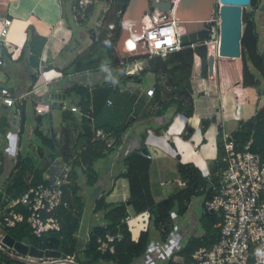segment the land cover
<instances>
[{
	"label": "crops",
	"instance_id": "crops-1",
	"mask_svg": "<svg viewBox=\"0 0 264 264\" xmlns=\"http://www.w3.org/2000/svg\"><path fill=\"white\" fill-rule=\"evenodd\" d=\"M66 1L0 0V26L4 16L11 18L7 34L0 37V54L4 58L0 65V83L7 85L11 92L24 95L25 112L27 113L24 128H27L28 131V137H23L22 145L18 140L20 133L23 136L24 129L18 133L19 130L17 131L15 127L17 135L14 138V147L18 145V153L15 156H13L14 150L5 149L1 140L3 134L0 133V151L4 153L5 167L0 177V185H3L8 176V170L13 165L11 164L12 160L17 159L22 149L27 151V143H34L30 135L35 126V113L32 106L29 105V94L39 95L47 92L49 102L51 93H57L58 96L53 97L52 102L60 101L62 105L49 103L50 106L44 108L43 112L39 114L42 117L46 113H51L49 108L60 111L61 120L56 126L59 128L61 123L67 125L73 138L94 129V124L97 122L106 121L113 125H119L128 121L120 143L111 152L94 160L93 167L97 173L95 181L87 183L85 174L77 170L75 179L78 183L77 186L73 182V186L66 187L73 200H71V209L77 215L78 227L75 232L79 240L77 243L82 246L86 242L88 232L93 226L103 225L104 222L107 224L104 214L106 209L119 202H126L125 213L129 217L125 223L130 230L131 238L136 239L140 230L149 228L147 243H152L155 238H161L162 232L149 219L150 211L136 212L133 205L127 202L130 187L123 162L125 155L132 150L149 159L147 169L149 190L156 201L183 185L178 182L181 178L177 170L178 162H191L199 169L204 178L207 175L214 178L215 170H212V164L219 154L223 131L232 132L237 127L239 120L248 118L258 107L264 105V94L260 95L257 102L235 101L230 88L223 91L217 89L214 63L207 66L206 76L200 75V57L194 54L190 78L192 113L187 116L182 112H172V109H165L163 113L156 112L157 105L154 103L150 106L151 96L145 93L147 87L153 86V80H156L155 75L152 83L140 87L136 82L132 83L131 74L124 75L123 66L120 63L121 60L131 55V52L125 49L121 55L117 54V51L112 55L99 44L90 45L97 40V36L103 28L102 16L109 5L107 4L109 0H102L105 5L96 20V27H85L84 30L80 29L77 32L73 31L67 15L76 23H81L86 19L95 0L84 3L86 5L83 10L84 15L79 19L73 17V5L76 0H68L69 6H66ZM259 4L260 6H258ZM253 8L258 10L256 15L258 13V22L262 30L260 32L256 29L257 22L253 19L257 33V48L264 52V0H259ZM118 14L116 12V15ZM120 23L123 27L122 20ZM29 40L42 41L36 64L30 58L31 50L27 44ZM25 54L27 55L26 61L30 64L28 67H24L26 63L22 62ZM215 56L213 55L214 58ZM105 57L108 60H105ZM7 61H11L13 64L8 67L6 66ZM14 63L18 65H14ZM38 65H40L41 74L36 71ZM136 80H140V78L138 77ZM78 87L79 89H76ZM100 87H110L111 92L109 90L110 93L104 95L105 90L100 91ZM68 88L70 90L64 93L63 90ZM61 94H64L63 99ZM93 96L98 100L96 107L92 99ZM108 98L111 100L110 104H106ZM84 100H86V104ZM71 104L76 105L79 110H87L89 107L92 115L91 120L87 118L90 116L89 114L84 117L79 110H69L67 106L69 107ZM63 108L68 114L65 121L61 116ZM236 108L239 114L237 118L234 117ZM0 109L11 113L9 119L12 122L16 112L14 107L0 103ZM105 111H108L109 114H100ZM0 112L2 111L0 110ZM95 112L97 113L95 114ZM134 122L142 124L143 129L134 130L132 128ZM165 123L166 126H164ZM10 125L14 126L12 123ZM38 128L40 130L48 128V133L54 130L52 124L44 127L42 119ZM42 132L44 131L42 130ZM145 153L149 156L144 155ZM56 159L60 161V166L69 164L62 157ZM97 162L101 165L100 169L95 167ZM43 176L49 177L45 171ZM100 198L102 200L98 201ZM206 199V194L193 195L181 216L171 214L175 220L172 228L174 232L171 229L166 235L168 237L169 234L168 239L172 237L171 242L183 243L192 231H201L198 215L204 213L203 206ZM91 221H93L92 224ZM31 243L35 247H40ZM79 256L82 258L83 254ZM149 257L151 255H146L144 252L140 260ZM81 258L80 260H82ZM160 258H157L156 261ZM105 262L110 263L108 260Z\"/></svg>",
	"mask_w": 264,
	"mask_h": 264
},
{
	"label": "trees",
	"instance_id": "trees-1",
	"mask_svg": "<svg viewBox=\"0 0 264 264\" xmlns=\"http://www.w3.org/2000/svg\"><path fill=\"white\" fill-rule=\"evenodd\" d=\"M259 0H250L251 7H255ZM128 0H109V5L102 16L103 28L100 30L97 40L90 45L99 44L105 47L112 55L116 53V41L121 31V13L125 9ZM217 3L214 0L213 7ZM120 10L119 14L116 12ZM215 16H218L215 13ZM112 22L113 28L108 29L106 24ZM241 36H240V56L239 57H224L216 56L214 58L216 85L219 91L231 89L233 97L237 102H257L261 94H264V52L257 48V33L254 28V20L250 17V12L241 8ZM218 29V24L216 23ZM111 30V34L107 35V31ZM31 50L30 58L36 64L38 55L40 54L42 41H27ZM207 49L204 43L194 46H184L178 50L167 52L165 55H150L146 57V63L142 70H150L155 75L153 84V95L150 97V106L154 103L157 105L155 111L163 113L166 109H172V112H182L185 115H190L193 111L191 98V65L193 55L197 54L200 57V75H207ZM145 57V56H144ZM140 72V71H139ZM38 73V72H37ZM137 74V73H136ZM136 74H131V77L137 78ZM128 75V74H124ZM76 89H79L76 88ZM105 90L104 95L111 92L110 87H100ZM70 89H64L67 93ZM71 90H73L71 88ZM110 90V92H108ZM115 90V89H114ZM48 93L44 92L39 95L29 94V105L34 109L35 126L31 131L30 136H35L34 146L36 153H31L29 150L22 149L14 161L13 165L8 170V176L3 182L2 188L5 194L13 197L24 191L28 185H34L44 180L43 172L57 157H62L70 165V175L73 182L76 184L77 170L85 174L86 182L92 183L97 177V173L93 167L95 159L111 152L115 146L120 143L125 127L128 123L113 125L110 123L101 122L95 123L94 127L100 126L105 131H110L114 136L113 144H108L104 139H91L92 130L84 134H78L74 138L71 136L68 126L61 123L58 133L55 131L50 133L42 132L38 128L41 121L39 113L35 112L36 106L48 108L50 106ZM64 96V94H63ZM95 107L98 104L97 97L93 96ZM85 104H86V100ZM25 99L19 105L18 118V133L23 130L24 120L27 117L25 112ZM101 104V102H99ZM93 105V107H94ZM68 108V106H67ZM61 112L62 120L68 117L65 108ZM95 109V108H94ZM70 110V109H69ZM80 113L82 116H88L84 111ZM42 113V112H41ZM97 112H95L96 114ZM100 114H109L108 111ZM91 120V116L87 117ZM87 119V120H88ZM109 120V118H107ZM9 116L0 112V133L4 134L7 127L10 125ZM101 124V125H99ZM166 126V123L164 124ZM21 134V133H20ZM232 134L238 140H244L249 136L252 137L250 149L259 152L264 156V105L258 107L248 118L239 120L237 127L232 131ZM72 138V139H71ZM23 136H19L21 142ZM218 142L220 143L219 139ZM220 146V145H219ZM33 148V144H30ZM0 154H2L0 152ZM4 159V158H3ZM125 164V174L129 181L130 194L127 202H130L137 211L148 210L154 215L153 224L161 223L163 230L160 241H165L168 231L173 228L175 220L171 214L182 215L190 201L191 196L198 194H206L209 190L201 188L204 184V177L199 169L191 162H178L177 170L184 185L176 189L171 194L166 195L162 199L156 201L153 199L149 190L148 180V165L149 159L138 153L137 151H129L123 158ZM220 164L215 160L212 164V170H216ZM4 163L1 164L0 173L2 172ZM28 177V178H27ZM215 179V178H214ZM77 186V185H76ZM70 193L66 188H63V200L68 202V205L60 204L55 209V212L60 218V228L58 230L44 231L41 236H34L27 228L25 216L26 209L19 203L15 206L16 209L22 210L24 219L14 227H7L9 233L14 237L21 239L27 237L29 241L42 247H52L59 250L63 255H74L80 260L79 252H82V260H87L88 264H96L100 259L108 260L113 264H159L156 257H151L140 262L141 256L147 252L149 244L148 232L149 229L140 230L136 239H132L130 230L121 218L125 216V203L108 205L105 211L107 219L106 226L95 225L88 232L87 240L82 246H77L78 237L75 235L78 227L77 215L71 209ZM102 199H98V201ZM207 200V199H206ZM73 201V200H72ZM206 202V201H205ZM198 221L201 231H192L186 239L181 242L177 248L171 251L170 255L165 258L163 264H188L190 260V252L199 245H211L216 238L217 229L213 227L215 219L208 217L205 213L198 215ZM106 229L114 231L120 229L122 238L114 242L113 253H100L96 249L95 236L102 233ZM7 264H13L8 257ZM21 264V263H19Z\"/></svg>",
	"mask_w": 264,
	"mask_h": 264
},
{
	"label": "built area",
	"instance_id": "built-area-1",
	"mask_svg": "<svg viewBox=\"0 0 264 264\" xmlns=\"http://www.w3.org/2000/svg\"><path fill=\"white\" fill-rule=\"evenodd\" d=\"M87 2L89 0H76L73 5L75 19L83 17V10ZM174 9L175 2L172 1L171 7L167 10H160L154 6L150 8V11L142 14L138 22L141 25L140 33L132 38L133 45H129L130 37H126V48L128 49L129 46L132 52L126 59L120 61L124 74L138 73L145 64L147 56H163L169 51L178 50L184 46L207 44L206 37H197L195 40L187 42L180 40L179 37L185 33V30L178 27ZM119 12L120 10L117 11V13ZM213 14L212 9L209 19L203 21L205 27V22L215 21ZM1 22L0 37H3L7 34L11 18L4 16ZM217 22H219V18ZM217 24L219 26V23ZM106 27L112 29L113 23H107ZM217 30L219 31V29ZM110 34L111 30L107 31V35ZM208 34H212L209 28ZM138 41L142 43L140 50L136 49ZM3 60L4 58L0 54V65ZM129 65L132 67L129 68ZM36 71L41 74L40 65L37 66ZM45 82L47 81L45 80ZM145 93L152 96L153 86L147 87ZM52 98L50 100H53ZM23 99L24 95L11 92L7 85L0 83V103L11 105L16 110L10 123L16 127L17 131L19 129L17 121L19 105ZM110 103L111 100L106 99V104ZM68 108L71 111L79 110L74 104L69 105ZM43 110L40 106L35 107L36 113H41ZM79 112L83 113L82 110ZM84 112L92 117L89 107ZM238 116L236 108L234 117ZM91 139H104L107 145L114 142L113 134L101 127L93 129ZM251 143V136L240 141L231 131H223L219 154L216 158L220 167L214 172L215 179L207 175L201 186V188L209 190L203 212L208 217L215 219L213 227L217 229L216 238L209 246L199 245L194 248L190 252L191 262L188 264H264V156L251 150ZM17 153L18 145H15L13 156ZM3 154H0V169L4 160ZM144 155L149 156L147 153ZM69 171V164H63L52 177L43 176L44 180L34 185H28L24 191L13 197L6 195L0 185V254L8 257L13 264H87L84 260L76 259L74 255H63L59 250L56 253L57 250L52 247H35L28 240L25 241L28 239L27 237L18 239L5 230L7 227H14L24 219L22 210L15 208L18 203L26 209V225L34 236L39 237L44 231L58 230L60 218L55 209L60 204L68 205V202L63 200V188L69 187L72 183ZM1 175L2 172L0 177ZM178 182L183 185L185 183L181 178ZM191 199L192 196L190 201ZM148 215L149 219L153 221L154 215L152 213ZM128 217L129 215L125 214L121 221H126ZM102 226L105 227L106 222ZM157 227L162 232L161 223H157ZM5 235H8L6 239H4ZM122 236L120 229L114 231L106 229L95 236L96 249L102 254L113 253L114 242L120 240ZM159 246L163 250L159 257L166 258L172 250L178 247V243L167 250L163 248L162 243ZM257 249H260L259 254H257ZM5 260L0 256V264H7Z\"/></svg>",
	"mask_w": 264,
	"mask_h": 264
},
{
	"label": "water",
	"instance_id": "water-1",
	"mask_svg": "<svg viewBox=\"0 0 264 264\" xmlns=\"http://www.w3.org/2000/svg\"><path fill=\"white\" fill-rule=\"evenodd\" d=\"M174 0H128L122 15V23L127 18V11H130L134 5H138L142 10L139 11V20L143 13L150 11L151 7L157 6L160 10H167L171 7ZM222 4L218 5L219 32L217 43V55L224 57L240 56V36H241V8L250 3V0H218ZM174 15L177 18V25L185 33L180 35L182 42L205 38L208 36V28L203 25V21L209 19L214 0H176ZM139 22V21H138ZM184 26V28H181ZM125 29L121 25V31L116 41L117 54L121 55L124 48L123 39L126 37ZM142 48L141 41L137 42V50ZM208 64L214 63L212 54L207 56ZM213 62V63H212ZM142 70V69H141ZM57 97V93H51V97ZM63 97V95H62ZM52 103L61 105L60 101ZM8 235L4 236V239ZM29 239H26L27 241ZM53 252V251H50ZM59 251H56L58 253ZM87 263V261H86Z\"/></svg>",
	"mask_w": 264,
	"mask_h": 264
},
{
	"label": "rangeland",
	"instance_id": "rangeland-1",
	"mask_svg": "<svg viewBox=\"0 0 264 264\" xmlns=\"http://www.w3.org/2000/svg\"><path fill=\"white\" fill-rule=\"evenodd\" d=\"M108 2L109 1H107V4H109ZM216 3H217V6L213 7V13H214L213 17H215V21H213V22H209V21L205 22L206 27L209 28V31H211V33H212V34H208V36L206 37V43L207 44H205V45H206L207 51H209V53H206L207 56H208V54H212V55H216L217 56L216 51H217L218 30H217V27H216V23H218L217 22L218 18H217V16H215V13L217 14V10H218V0H216ZM65 4H66V6H69L68 0L65 2ZM104 5H105V2H103L102 0H95L93 6L91 7V10H89V13L86 16V19L82 20L81 23H79V24L76 23L74 20H72L70 18V16L66 14L69 17V22H70V24L73 27L72 28L73 31L77 32V30H80V29L84 30L85 27H87V28L96 27V25H95L96 20L98 19V17L100 15L101 10L103 9ZM258 6H260V4ZM243 8L246 11L250 12V17L255 19V21L257 22L256 29L261 32L262 30H261L260 24L258 22V20H259L258 13L256 15V11L258 12V10L254 9L253 7H251L250 3L245 5V6H243ZM84 10H85V8H84ZM241 29H242V23H241ZM260 32H259V34H260ZM24 57L25 58L22 60V62L26 63L24 65V67H26V66L28 67L30 64L26 61L27 60V55L25 54ZM105 60H108V58L105 57ZM12 64H13V62H11V61H7L6 62V66H8V67H10ZM14 65H18V64L14 63ZM207 66H210V63L208 64V60H207ZM152 73L153 72L152 71L150 72V70L141 71V72H138L136 74V77L137 78L139 77L140 80H136L137 78H133V77L130 78V79H131L132 83L136 82L138 86L145 87L147 84L152 83V79L154 77V73L153 74ZM153 81L155 82V80H153ZM8 82L10 83V81H8ZM190 82H191V80H190ZM263 85H264V79H263ZM0 110L4 114H6L7 116H11L10 112L5 111L4 109H0ZM49 110H50L51 113H46V114L42 115V118H41L42 119V125L45 127V126H49L50 124H52L53 127H54L53 131L56 132L59 129L58 126H56V125L61 120L60 119V113H59L60 111H57L56 109H51V108H49ZM143 127L144 126L142 124L138 123V122H134L132 124V128L134 130H140V129H143ZM23 129H24L23 130V137L26 138V137H28V131H27V128H24V126H23ZM42 130L44 132H46V133L49 132L48 128H42ZM57 133L58 132H56V134ZM16 135H17V132L15 130V126L9 125L7 127L5 133L1 136V140H2V143H3L4 147H5V149L14 150V144H15L14 143V138H15ZM21 136H22V133H21ZM31 138L34 141L36 140L34 135L31 136ZM18 142H19V140H18ZM31 142H33V141H31ZM21 144L23 145V141H21ZM35 145H36V143L34 142L33 143V148H30V143H27V150H29L31 153H36L37 151L35 152V148H34ZM13 162H14V160H12L11 164H13ZM60 164H61L60 161H58L55 158V160L45 169V173H48V175L50 177H52L63 166V164L61 166H60ZM100 166H101L100 163H98V162L95 163V167L96 168L100 169L101 168ZM94 219H96V218H94ZM90 223L92 224L93 221H91ZM157 228H159V227H157ZM159 230H160V228H159ZM160 232H161V230H160ZM172 232H174V229H172ZM168 237H170L169 234H168ZM168 237L166 236V239H165L164 242L160 241V239H158V238H155L154 242L149 243V248L147 249V252L145 254L146 255L147 254H149V255L153 254V257L159 258V255L163 253V250H161V248L159 246L161 243H162L163 248L165 250H167L168 248H172L174 245H176L174 242H171L172 237L169 238V239H168ZM180 243L181 242L178 241V245ZM77 245L80 246L81 244L77 243ZM81 254H82V252H79V255H81ZM139 261L142 262V260H139ZM164 262H165V257L162 256L159 259L158 263L159 264H163ZM96 264H113V263H111V262L108 263V262H105V260L100 259Z\"/></svg>",
	"mask_w": 264,
	"mask_h": 264
},
{
	"label": "bare ground",
	"instance_id": "bare-ground-1",
	"mask_svg": "<svg viewBox=\"0 0 264 264\" xmlns=\"http://www.w3.org/2000/svg\"><path fill=\"white\" fill-rule=\"evenodd\" d=\"M174 1H176V0H174ZM220 4H222V3L218 1V5H220ZM141 10H142V7L139 8L138 5H134V7H132L130 9V11H127V18L123 21V28L125 29V33L127 34L126 37H130V40L128 42L129 45H133L132 44V42H133V39L132 38H134L137 34L140 33L141 25L138 23L139 16H137V14ZM181 28H184V26H182ZM126 37H124V39H123V43H124V48L125 49H127L126 48V45H125V41H127V38ZM127 50L129 52H132V49L129 48V46H128V49ZM216 53H217V51H216ZM130 67H132V66L129 65V68Z\"/></svg>",
	"mask_w": 264,
	"mask_h": 264
},
{
	"label": "clouds",
	"instance_id": "clouds-1",
	"mask_svg": "<svg viewBox=\"0 0 264 264\" xmlns=\"http://www.w3.org/2000/svg\"><path fill=\"white\" fill-rule=\"evenodd\" d=\"M219 32V31H218ZM217 43H218V40H217ZM218 56V55H217ZM142 69V68H141ZM141 69H140V71H141ZM136 74V73H135ZM49 103L51 104L52 103V100H50L49 101ZM61 105H62V103H61ZM41 107V106H40ZM43 109H44V107H42ZM69 109V108H68ZM96 128V127H95ZM93 131V130H92ZM125 222V221H124ZM155 225V224H154ZM157 225V224H156ZM145 229H149V228H145ZM145 229H143V230H145ZM58 251V250H57ZM257 251V254H259V252H260V249H257L256 250ZM146 253V252H145ZM142 261H144V259H141Z\"/></svg>",
	"mask_w": 264,
	"mask_h": 264
}]
</instances>
